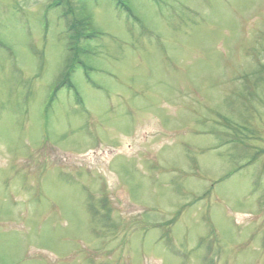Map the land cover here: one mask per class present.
<instances>
[{"label": "rangeland", "instance_id": "374dc122", "mask_svg": "<svg viewBox=\"0 0 264 264\" xmlns=\"http://www.w3.org/2000/svg\"><path fill=\"white\" fill-rule=\"evenodd\" d=\"M120 1L0 0V264H264V0Z\"/></svg>", "mask_w": 264, "mask_h": 264}, {"label": "trees", "instance_id": "16d2710c", "mask_svg": "<svg viewBox=\"0 0 264 264\" xmlns=\"http://www.w3.org/2000/svg\"><path fill=\"white\" fill-rule=\"evenodd\" d=\"M59 1L68 2V0H59ZM116 2L121 7L126 9L125 5H123L120 0H116ZM68 9H67V11L63 10V12H64L65 16L68 18L67 28H68V32L70 35L69 36V50L71 51V53L74 56H76V54H77V48H76L77 45L76 44L78 43L77 40L81 38V40L87 41V40L91 39L95 33H94V30L92 27L93 26L92 20L90 19L89 15L85 14L84 11H82L80 14L81 17L77 18L73 15L74 11L71 13L70 12L71 10L70 9L68 10ZM126 10H128V9H126ZM83 13L88 17L83 16ZM91 27H92V30H91ZM79 63H81V62H79ZM69 66L74 67V65L71 61L68 62V64H67V67H69Z\"/></svg>", "mask_w": 264, "mask_h": 264}]
</instances>
